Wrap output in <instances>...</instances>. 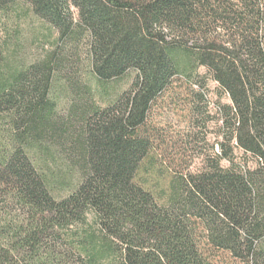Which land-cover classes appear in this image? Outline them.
Returning a JSON list of instances; mask_svg holds the SVG:
<instances>
[{
  "label": "trees",
  "instance_id": "1",
  "mask_svg": "<svg viewBox=\"0 0 264 264\" xmlns=\"http://www.w3.org/2000/svg\"><path fill=\"white\" fill-rule=\"evenodd\" d=\"M19 3L60 40L88 38L101 85L133 81L106 108L82 87L86 104L62 123L51 97L61 64L4 70L0 43V264H264V0H0V24ZM200 69L230 100L220 152L159 195L142 174L158 149L152 116ZM45 143L77 159L65 198L31 154ZM89 216L98 233L52 246Z\"/></svg>",
  "mask_w": 264,
  "mask_h": 264
},
{
  "label": "rangeland",
  "instance_id": "2",
  "mask_svg": "<svg viewBox=\"0 0 264 264\" xmlns=\"http://www.w3.org/2000/svg\"><path fill=\"white\" fill-rule=\"evenodd\" d=\"M73 13L77 19L75 9ZM0 43L5 57L4 70H23L49 59L61 64L57 65L59 71L52 83L51 97L57 106L56 119L62 123H68L75 107L86 104L80 95L82 87H91L95 103L106 108L127 91L133 81V75H129L101 85L91 71L88 38L71 42L60 40L59 33L37 18L31 7L24 3L14 5L2 17ZM199 74L202 79L198 83L204 84L203 88L195 83L196 80L191 83L185 79L176 81L174 89L160 100V106L152 116L158 128V149L143 167L142 174L159 195L181 176L201 171L206 158L220 152L222 122L218 109L230 104V100L205 69H200ZM199 92L200 98L197 97ZM2 127L5 125L0 124ZM67 147L45 143L42 147L35 146L31 153L53 185L54 196L58 199L67 197L68 187L77 180L76 171L68 168L77 159L68 153ZM237 156L242 157L243 153L237 151ZM222 165L229 166L226 162ZM0 207L3 211L2 201ZM87 219L86 224L61 232L55 240L58 244L52 246L58 251H66L69 239L78 238L85 231L98 233L92 216Z\"/></svg>",
  "mask_w": 264,
  "mask_h": 264
}]
</instances>
